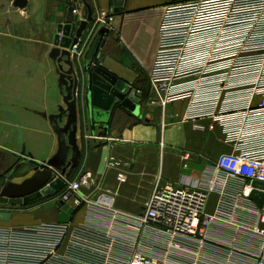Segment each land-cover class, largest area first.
<instances>
[{"label":"built area","instance_id":"obj_1","mask_svg":"<svg viewBox=\"0 0 264 264\" xmlns=\"http://www.w3.org/2000/svg\"><path fill=\"white\" fill-rule=\"evenodd\" d=\"M111 19L100 11L89 35ZM148 82L151 103L187 100L182 120L218 123L231 152L200 178L156 183L134 214L116 209L110 190L84 193L96 178L83 172L53 196L85 208V219L0 221V264H264V199L250 198L264 193L252 185L264 183V0L165 4ZM115 163L110 156L108 166Z\"/></svg>","mask_w":264,"mask_h":264},{"label":"crops","instance_id":"obj_2","mask_svg":"<svg viewBox=\"0 0 264 264\" xmlns=\"http://www.w3.org/2000/svg\"><path fill=\"white\" fill-rule=\"evenodd\" d=\"M13 1L0 0V153L11 159L9 165L22 161L46 162L57 148L56 135L48 121V115L56 113L57 106L62 104L57 68L61 65L67 69V65L50 56L56 27L71 21L74 15L79 20L83 1L90 5L93 17L100 11L112 13V2L26 0L24 7H16ZM173 1L177 0H130L129 4L125 0L123 10L112 14L103 45L97 44L98 35L88 33L92 22L78 43L80 55L74 63L77 72L96 53L94 61L136 85L139 97L142 88H148L147 96L140 100L139 115L117 109L107 122L90 125L79 114L76 138L81 156L69 179L90 172L96 180L82 191L110 190L113 206L130 214L140 211L156 183L179 184L183 178H200L209 162L232 150L218 123L208 118L182 120L187 100H175L165 106L149 101L148 72L157 49L158 26L163 6ZM156 2L162 3L149 5ZM73 8L77 9L76 14L71 12ZM77 74L80 79V73ZM129 89L128 86L126 90ZM256 101L255 98L253 103ZM37 133L41 134V140L34 137ZM43 140V154L25 153L24 145ZM110 156L116 160L112 166L107 164ZM118 172L125 174L124 181L117 179ZM211 196L208 212L214 209L216 201V195ZM46 202L51 203V208L38 209ZM30 204L33 210L29 213L15 212L9 207L0 211L10 212L17 221L36 217L37 222H72L79 210V222L85 219V208H76L72 201L60 203L53 195ZM66 204L70 216L58 220L57 214ZM11 218L1 223L8 225Z\"/></svg>","mask_w":264,"mask_h":264},{"label":"water","instance_id":"obj_3","mask_svg":"<svg viewBox=\"0 0 264 264\" xmlns=\"http://www.w3.org/2000/svg\"><path fill=\"white\" fill-rule=\"evenodd\" d=\"M124 1L111 0V14L121 12ZM26 3V0L13 1L16 7H24ZM92 21L91 7L83 1L79 20L78 16L74 15L71 21L57 25L50 56L57 62L67 65L66 70L61 65L57 68L62 104L57 106L56 113L48 115L49 124L56 135L57 148L46 162H35L38 166L22 181H0V203L27 205L55 194L64 186L65 181L70 179L77 168L81 156L76 138L79 114L82 118H86L90 125L107 122L116 109H122L135 116L139 115L141 99L137 95L136 88H131L129 82L118 77L102 64L94 63L95 56L91 57L82 68L79 67L78 72L75 70L77 55L74 46L78 45ZM108 31V27L100 26L96 35L102 39ZM77 73H80V79ZM128 86L130 89L126 90ZM252 185L264 189L263 182L253 181ZM250 198L261 205L264 193L252 191ZM10 218V212L0 211L1 222L9 221Z\"/></svg>","mask_w":264,"mask_h":264},{"label":"rangeland","instance_id":"obj_4","mask_svg":"<svg viewBox=\"0 0 264 264\" xmlns=\"http://www.w3.org/2000/svg\"><path fill=\"white\" fill-rule=\"evenodd\" d=\"M134 1H137V0H134ZM139 1H142V0H139ZM144 1H150V0H144ZM130 3V0H126V4H129ZM162 2H156L155 4H149V5H153V6H159L161 5ZM146 85V84H145ZM146 87V86H145ZM49 90V89H47ZM53 97V96H52ZM50 97V99L52 98ZM49 99V100H50ZM52 109V111H56V108H50ZM38 135H35L34 137L38 138V139H42L40 136L41 134L40 133H37ZM43 146H45V141L43 140V142L41 141V143H35V144H29V145H24L23 146V149L25 151V153H28V154H32L34 156H39L41 154H43ZM11 159H7L2 153H0V168L1 167H6L9 165V161ZM32 174V170L25 166V165H22L14 174H13V180L14 182H20L22 181L23 179H25L26 177H28L29 175ZM213 199V197H209V202ZM31 204H28V205H25V206H22V207H9V209H12V211H15V212H20V213H29L31 212L33 209L30 208ZM211 206V204L209 205V207ZM5 205H1L0 204V209L4 208ZM51 208V203L50 202H46V204L40 206L38 209H49ZM57 219L58 220H67L70 216V211L68 210L67 208V204L66 205H63L61 208H60V212L57 214ZM47 216V215H46ZM44 218V217H42ZM41 218V219H42ZM81 218V211H76L75 214L73 215V218H72V223H76V222H79ZM36 217H31V218H22V219H18V221L14 218V216L11 218V222L8 224V225H31V224H37V223H40L37 222L36 220ZM16 220V222L12 223V221ZM27 221H34V222H27ZM43 222V221H42Z\"/></svg>","mask_w":264,"mask_h":264},{"label":"flooded vegetation","instance_id":"obj_5","mask_svg":"<svg viewBox=\"0 0 264 264\" xmlns=\"http://www.w3.org/2000/svg\"><path fill=\"white\" fill-rule=\"evenodd\" d=\"M105 43V39L103 38L102 36V39H98V45H103ZM97 54L94 53V56H96ZM95 63V61H94ZM97 63V62H96ZM131 88H135L133 85H131ZM112 117V116H111ZM110 117V118H111ZM24 163V164H23ZM22 165H25L27 167H29L32 172L34 171V169L38 166L35 162H31V161H22V162H18V163H14L12 165H8L6 167H1L0 169V181H7V180H10L12 181L13 180V174L22 166ZM1 205H5V207H22L24 205H11V204H8V203H0Z\"/></svg>","mask_w":264,"mask_h":264},{"label":"trees","instance_id":"obj_6","mask_svg":"<svg viewBox=\"0 0 264 264\" xmlns=\"http://www.w3.org/2000/svg\"><path fill=\"white\" fill-rule=\"evenodd\" d=\"M148 84H149V83H148ZM133 86L136 88V85L133 84ZM147 89H148V88H142V94L140 95V99H141V100H144V98L147 96V93H146ZM116 110H117V109H116ZM116 110H115V111H116ZM115 111H114V112H115Z\"/></svg>","mask_w":264,"mask_h":264}]
</instances>
